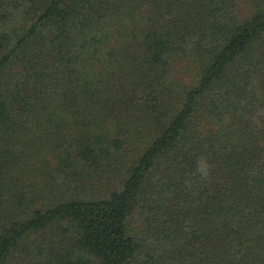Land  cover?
<instances>
[{
    "label": "trees",
    "instance_id": "obj_1",
    "mask_svg": "<svg viewBox=\"0 0 264 264\" xmlns=\"http://www.w3.org/2000/svg\"><path fill=\"white\" fill-rule=\"evenodd\" d=\"M0 264H264V0H0Z\"/></svg>",
    "mask_w": 264,
    "mask_h": 264
}]
</instances>
